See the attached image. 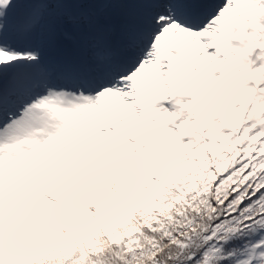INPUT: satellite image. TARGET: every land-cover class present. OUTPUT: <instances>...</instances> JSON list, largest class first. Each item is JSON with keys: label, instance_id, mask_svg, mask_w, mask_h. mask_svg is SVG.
<instances>
[{"label": "snow or ice", "instance_id": "snow-or-ice-1", "mask_svg": "<svg viewBox=\"0 0 264 264\" xmlns=\"http://www.w3.org/2000/svg\"><path fill=\"white\" fill-rule=\"evenodd\" d=\"M0 264H264V0H0Z\"/></svg>", "mask_w": 264, "mask_h": 264}]
</instances>
